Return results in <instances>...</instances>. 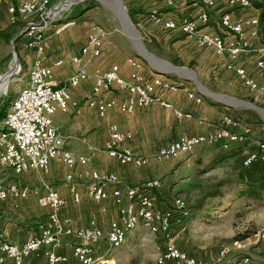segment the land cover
<instances>
[{
  "label": "built area",
  "instance_id": "obj_1",
  "mask_svg": "<svg viewBox=\"0 0 264 264\" xmlns=\"http://www.w3.org/2000/svg\"><path fill=\"white\" fill-rule=\"evenodd\" d=\"M191 1L200 2L207 8L214 7L213 0ZM52 5L53 0H16L7 10L10 25L18 20L25 22L24 27L28 28L23 36L26 39L25 48L36 51L38 58L30 69L28 84L11 101L3 119V129L0 130L2 167L11 169L15 175H22L30 171L46 173L55 160H60L69 169L88 165L87 158H75L64 149L63 138L53 123V117L77 106L70 97L69 89L89 78L93 79L94 84L85 104L100 119H106L110 111L131 115L151 105L170 110L177 118L190 117L189 113H184L167 100L172 94L185 93L194 105L203 103V98L187 92L184 84L154 73L145 67L141 59L133 56L123 61L130 69L128 79L121 77L120 63L112 64L105 71L88 72L87 63L100 58L103 43L108 36V32L96 23L89 25L85 44L79 54L70 58V63L76 65L77 69L68 78L66 86H60L53 79L52 68L41 59L45 43L42 30L56 18ZM167 6H172V2L168 1ZM226 7L228 11L220 17L218 23L219 35L201 28L208 24L206 11L201 12L197 20H176L165 19L159 11L152 10L148 19L162 31L178 32L191 39L197 49L212 51L223 61L225 72L232 74L249 94L258 95L264 101V84L259 80H264V44L259 37V14L249 0H226ZM71 25L72 22H67L60 31ZM251 54L256 56L251 69L239 65L243 56ZM82 60L85 63L80 65ZM63 63L59 59L53 66L59 67ZM223 123L224 128L215 135L182 137L159 149L153 158L162 162L170 161L191 153L202 144L220 142L221 148L228 149L233 144L245 141L243 135L230 130V127L237 124L231 116H224ZM129 137L121 133L116 125H110L104 151L122 167L142 169L150 159L135 156L129 149L121 148ZM255 161L264 169V142L258 143L257 151L249 154L243 165L248 167ZM89 177L90 182L85 186L86 196L98 205L111 200L117 209V219L109 224L106 234L95 220L79 229L64 227L69 223L61 216L66 201L53 189L39 193L15 183H0V201L8 198L25 199L34 193L38 204L50 209L49 223L22 246L9 244L0 236V264H31L28 258L39 255L41 251L46 264L64 263L65 257L56 252L61 234L75 240L72 255L79 264H95L94 251L100 241L106 240L110 247L118 248L124 243L127 234L138 227L147 229L153 235H161L164 239L165 244L156 264H259L252 257L241 254L250 245L264 244V226L249 237L221 246L214 260H199L183 252L173 236V227L179 226L190 216V210L183 199H174L169 210H158L151 193L159 189V181L121 187L113 173L92 171ZM66 178L71 181L72 175ZM69 192L73 203L78 204L80 195L76 188L69 186ZM99 210L104 213L105 207L99 206Z\"/></svg>",
  "mask_w": 264,
  "mask_h": 264
},
{
  "label": "crops",
  "instance_id": "obj_2",
  "mask_svg": "<svg viewBox=\"0 0 264 264\" xmlns=\"http://www.w3.org/2000/svg\"><path fill=\"white\" fill-rule=\"evenodd\" d=\"M55 1L57 0H53V3ZM168 1L172 2V6H167ZM75 2L78 1L73 0L69 5ZM213 2L214 7L207 8L200 2L196 3L191 0H131L129 1V8L132 17L136 21V26L148 37V42L154 48L157 43H162L164 49L173 51L172 61L168 60L172 65L174 64L176 67L197 66L206 74L202 77L198 71L197 75L205 81L208 80L205 79L208 76H212L214 81L220 79L221 82L226 79H235L241 91L249 94L240 86V83L232 74L224 71L223 61L218 59L212 51L197 49L191 39L178 32L162 31L152 25L148 19L152 10L159 11L165 19L176 20L182 18L197 20L199 14L206 11L208 24L205 27H200L206 32L219 35L221 34L218 28L220 17L228 9L226 0H213ZM15 3L16 0H0V28L7 27V21H9L7 10L10 5ZM68 6L59 7V10ZM85 14L78 16V21L82 20ZM85 27V23L76 24L72 21V25L68 27L69 29L64 35L43 44L42 62L52 68L53 79L60 86H66L68 78L77 69L76 65L70 63V58L77 56L85 44L88 34V28L86 30ZM19 48H21L19 51L21 61L27 69L28 80L25 84L27 85L30 69L35 59L38 58V54L36 51H29L22 46ZM156 55L163 57L160 52ZM126 57L132 56L129 53L122 52L118 46L110 44L105 39L100 58L89 61L86 65L87 71L90 73L95 70L105 71L112 64L120 63V75L122 78L128 79L130 69L123 63ZM255 58L254 54L243 56L239 61V65L251 69ZM59 59L63 60L64 63L59 67H54L53 63ZM84 63V60H82L80 65ZM252 75L256 77L253 72ZM163 76L167 78V76ZM259 80L264 84V80ZM182 83L187 92L202 97L190 84ZM93 84V79L89 78L77 87L70 88V97L77 106L70 108L67 113H57L53 117V123L63 138L64 149L75 158H87L89 160L88 165L69 169L60 160H55L50 164L46 173L30 171L22 175H15L11 169L0 165V183L4 185L15 183L39 193L44 192L46 189H53L66 201L61 216L63 219H67L69 223L63 225L64 227L79 229L87 226L91 220H95L97 226L106 234L109 224L117 219V209L111 200L105 201L103 205H98L86 196L85 186L90 182V172L113 173L116 175L118 184L121 187L138 186L147 181H158L161 178H166L167 172L176 165L177 159L170 160V162L157 161L153 157L158 150L182 137L215 135L224 128L223 117L231 116L230 113L233 108H227L213 101L207 102L203 97L201 105H194L192 101L187 99L185 93H179L169 95L167 100L184 113H189L190 117L188 118H177L170 110L158 105H151L145 109L137 110L131 115H120L116 111H110L106 119H100L96 112L88 109L85 104ZM18 92L19 90L9 103L16 97ZM251 96L264 103L258 95ZM8 108L9 106L5 111H0V130L3 129V119ZM110 125H116L121 133L130 136L121 145V148L129 149L135 156L150 159L146 167L142 169H135L130 166L122 167L110 158L104 150L99 151L108 139ZM262 127L258 129L243 122L230 127L233 133L243 135L246 140L240 144H233L227 152V160L224 161H232L235 159L233 156L237 157L239 153H241L239 154L241 157L246 158L249 154L256 152L258 143L260 141L264 142V137L260 136L261 131L264 130ZM256 131H258V134ZM220 148V142L202 144L187 155L192 156L194 160L207 158L213 162L215 160L213 154ZM243 169L240 172L242 179L254 181L253 185L260 182L259 184L264 186V169L258 161L253 162L248 167H243ZM68 175H72L71 181H67L66 177ZM69 186H74L79 193L80 202L78 204L73 203ZM158 198L161 199L164 196L161 195ZM99 206L105 207L104 213L100 212ZM49 213V208L41 207L38 204L34 193H30L25 199L14 200L8 198L0 201V236L5 242L20 247L38 235L40 228L49 223ZM106 243V240H102L96 245L95 257L102 255L101 249L104 248ZM74 244L75 240L72 237L63 234L59 236V246L56 248V252L66 259V262L59 264H79L72 255ZM28 260L31 264H46L43 251L39 255L28 258Z\"/></svg>",
  "mask_w": 264,
  "mask_h": 264
},
{
  "label": "rangeland",
  "instance_id": "obj_3",
  "mask_svg": "<svg viewBox=\"0 0 264 264\" xmlns=\"http://www.w3.org/2000/svg\"><path fill=\"white\" fill-rule=\"evenodd\" d=\"M71 1L73 0H57L51 8L55 9L58 5L59 7L68 6ZM74 1L78 2L72 3L55 13V20L42 30L45 42L64 35L69 28L61 31L60 29L67 22L85 23L86 30L91 23H96L108 32L107 42L118 46L122 52L139 58L132 42L123 32V26L112 0ZM121 1L129 22L135 28L136 36L140 39L144 48L161 60L172 61L173 51L171 49H164L162 43H157L154 48L148 42V37L138 29L136 21L130 16L132 12L129 8V1L131 0ZM84 13H86L85 16L78 21L79 18L77 17ZM0 29H2L0 32L5 35L0 37V111H5L7 106H10L9 102L14 94L28 80L27 69L19 55L21 49L19 47L25 48L26 39L23 37L19 38L12 46L11 41L15 35H12L14 31H10L9 21H7V27L4 26ZM20 31L21 29L17 30L16 35ZM13 49L17 54L19 68L18 70L15 68L14 73H17L9 81H6V76L13 72L15 66ZM158 51L162 54V58L156 55V53H159ZM142 61L145 67L151 70L150 66L144 60ZM179 67L190 69L196 79L197 86L202 90L217 95H225L264 109V103L241 91L235 79H226L221 82L220 79H218L219 81H214L212 76H208V78H205L208 80L205 81L201 80L202 78L197 75L199 72L202 77L206 75L197 66L190 67L185 65ZM164 75L176 83L183 84L182 82H186L194 90H197L194 83L185 81V76L180 73L168 72L164 73ZM202 97L205 101H213L207 97ZM213 102L215 103V101ZM231 110L237 111V113L247 119L257 117L262 122V128L264 129V117L257 111L235 105ZM256 132L258 134V131ZM261 133L260 135L259 132V135L264 137V130ZM259 143H263V141ZM103 150L104 148L100 147L99 151ZM176 159V165L167 172L166 178L158 180L160 187L153 191L151 195L158 210H169L173 200L177 198L186 202L190 210L189 218L172 229L175 243L183 252L199 260L211 261L215 259L221 246L229 245L231 242L246 236L249 237L264 226V202L259 205L242 201L234 202V194L238 190L245 189L249 183H255L254 181L241 178L240 172L244 170L243 167L245 166L242 163L240 166L239 158L236 161L234 159L232 161H223L215 166H210L207 158L194 160L192 156L187 154L181 155ZM259 183L257 182L256 185L264 188ZM215 192H218L219 196L208 197V195ZM161 195L164 198L159 199L158 197ZM195 208L199 210H195ZM164 244L165 242L161 235H153L147 229L138 227L127 234L124 243L120 247L113 248L106 243L104 248L101 249L102 255L95 257V264H156V259L161 253ZM242 255L252 257L259 264H264V244L250 245Z\"/></svg>",
  "mask_w": 264,
  "mask_h": 264
},
{
  "label": "water",
  "instance_id": "obj_4",
  "mask_svg": "<svg viewBox=\"0 0 264 264\" xmlns=\"http://www.w3.org/2000/svg\"><path fill=\"white\" fill-rule=\"evenodd\" d=\"M112 1L114 4V8L117 11V15H118L119 19H120V17H122L121 15H123L125 17L126 22L130 26L129 27L130 30H128V32H130L133 35L134 41L129 39L128 36H127V38L132 42L133 47L137 52V56L140 59L144 60L150 66L151 70L154 73L159 74V75H164V73H166V72L180 73V74L185 76L184 77L185 81H190V82L194 83V85L196 86L198 94H200L204 97H207V98L215 101L216 103H219V104H221L227 108H234V105L239 106V107H244L245 109L255 110L258 113H260L261 115H263V117H264V109L258 108L257 106H254L253 104H250L247 102H243V101H239V100L227 97L225 95H217V94H213L211 92H208L206 90H202L197 86L196 79H195L192 71H190L189 69H186V68L176 67V66L172 65L171 63L164 61V60H161V59L155 57L154 55L150 54L144 48L140 39L136 36V30L129 22V19L125 13V9L122 6V1L121 0H112ZM55 9H54V11H55ZM120 21H121V24L123 26V32H125L124 24H123L121 19H120ZM27 29L28 28L24 27L19 33H17V35H15V37L11 41L12 46L16 43V41L19 38H22L25 35V33L27 32ZM12 52H13L14 63H15V66L17 67V70H18L19 62H18L17 54H16L14 49ZM143 54L146 55L147 57H149L150 59H147ZM16 73H14V72L10 73L8 79L13 77Z\"/></svg>",
  "mask_w": 264,
  "mask_h": 264
},
{
  "label": "trees",
  "instance_id": "obj_5",
  "mask_svg": "<svg viewBox=\"0 0 264 264\" xmlns=\"http://www.w3.org/2000/svg\"><path fill=\"white\" fill-rule=\"evenodd\" d=\"M254 7L256 13L259 14V37L262 44H264V0H249ZM227 12V11H226ZM132 17V13H130ZM25 22H22L20 20L16 21L15 24L10 26V31L13 32L12 35H16L17 30L24 28ZM5 35L0 32V37H4ZM207 102H209L207 100ZM246 114V113H245ZM231 117L234 122L236 123H246L249 124L255 128L260 129L263 124L262 122L257 118L253 117V119H247L245 116H242L241 114L237 113L235 110H231ZM232 145L228 149L220 148L217 150L216 153L213 155L215 156V160L213 162L209 161L210 166H215L218 163H222L224 160H227V152L231 149ZM236 161L239 158L240 166L241 163L243 165L245 161L244 156H240L239 154L237 157L233 156ZM223 185V183H221ZM220 185V186H221ZM219 196L218 192H215L211 195H208V197H216ZM250 202L251 204H262L264 202V188L259 187L258 185H253L252 183H249L245 189L238 190L236 194H234V202ZM195 210H199L198 208H195Z\"/></svg>",
  "mask_w": 264,
  "mask_h": 264
},
{
  "label": "bare ground",
  "instance_id": "obj_6",
  "mask_svg": "<svg viewBox=\"0 0 264 264\" xmlns=\"http://www.w3.org/2000/svg\"><path fill=\"white\" fill-rule=\"evenodd\" d=\"M59 10V6L55 9V13H57V11ZM122 17H120V19L122 20V22H123V24H124V29H125V34H126V36H128V38L129 39H131V40H133L134 41V37H133V35L130 33V32H128V30H130L129 29V24L126 22V20H125V17L123 16V15H121ZM144 55V54H143ZM147 59H150L149 57H147L146 55H144ZM15 68L17 69V67H15L14 66V70H13V72L15 71ZM8 77H9V75H7L6 76V81H9V79H8Z\"/></svg>",
  "mask_w": 264,
  "mask_h": 264
}]
</instances>
